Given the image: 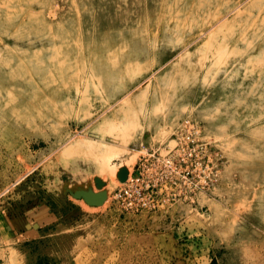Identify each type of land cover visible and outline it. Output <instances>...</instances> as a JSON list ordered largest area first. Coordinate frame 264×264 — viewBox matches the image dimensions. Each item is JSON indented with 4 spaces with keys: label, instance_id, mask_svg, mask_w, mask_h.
Segmentation results:
<instances>
[{
    "label": "rangeland",
    "instance_id": "1",
    "mask_svg": "<svg viewBox=\"0 0 264 264\" xmlns=\"http://www.w3.org/2000/svg\"><path fill=\"white\" fill-rule=\"evenodd\" d=\"M191 125L209 185L124 209ZM0 264H264V0H0Z\"/></svg>",
    "mask_w": 264,
    "mask_h": 264
},
{
    "label": "built area",
    "instance_id": "2",
    "mask_svg": "<svg viewBox=\"0 0 264 264\" xmlns=\"http://www.w3.org/2000/svg\"><path fill=\"white\" fill-rule=\"evenodd\" d=\"M189 129L181 138L175 139L176 144L145 155L134 173L130 172L120 184L114 199L121 201L124 209L135 214L149 212L180 197L181 184L188 190L190 198L196 190L209 185L211 161L207 154L208 144L199 140L198 127L191 125ZM195 170L203 174L190 181L192 186H189L186 176Z\"/></svg>",
    "mask_w": 264,
    "mask_h": 264
},
{
    "label": "water",
    "instance_id": "3",
    "mask_svg": "<svg viewBox=\"0 0 264 264\" xmlns=\"http://www.w3.org/2000/svg\"><path fill=\"white\" fill-rule=\"evenodd\" d=\"M127 178V171H125L121 177H120V182H125ZM86 202L90 205H98L103 202L105 199V194L104 193H97V194H92V193H82L81 194ZM76 196H80V193L76 194Z\"/></svg>",
    "mask_w": 264,
    "mask_h": 264
},
{
    "label": "bare ground",
    "instance_id": "4",
    "mask_svg": "<svg viewBox=\"0 0 264 264\" xmlns=\"http://www.w3.org/2000/svg\"><path fill=\"white\" fill-rule=\"evenodd\" d=\"M114 153H117V152H106V153H103L104 154V160H100L102 165L100 166L101 168H104L106 169L105 171H108V173H110L112 170H114L113 166L112 165V158L114 155ZM100 163V164H101Z\"/></svg>",
    "mask_w": 264,
    "mask_h": 264
}]
</instances>
